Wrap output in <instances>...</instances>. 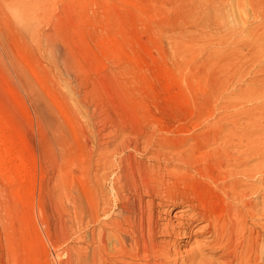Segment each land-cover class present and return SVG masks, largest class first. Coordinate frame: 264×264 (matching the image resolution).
<instances>
[{
    "label": "rangeland",
    "instance_id": "rangeland-1",
    "mask_svg": "<svg viewBox=\"0 0 264 264\" xmlns=\"http://www.w3.org/2000/svg\"><path fill=\"white\" fill-rule=\"evenodd\" d=\"M175 1L0 0V264L66 263L78 234L85 242L113 211L118 171L108 161L154 166L165 185L184 188L192 178L213 184L176 158L247 156L259 174L243 183L264 181V0L244 12ZM240 136L251 143L246 156ZM84 137L112 153L82 161ZM175 164L179 180L165 170ZM85 183L112 210L77 233ZM165 200L160 212L173 220L179 208Z\"/></svg>",
    "mask_w": 264,
    "mask_h": 264
},
{
    "label": "bare ground",
    "instance_id": "bare-ground-1",
    "mask_svg": "<svg viewBox=\"0 0 264 264\" xmlns=\"http://www.w3.org/2000/svg\"><path fill=\"white\" fill-rule=\"evenodd\" d=\"M256 1L184 0L180 4L192 10H217L228 5L245 11L246 6L250 9L254 7ZM19 8L14 5L9 11L16 20H26V15ZM237 139L241 147L246 142L243 152L246 156L249 148H252L249 146L251 143L246 136ZM108 149L109 145L102 139L84 137L77 147V156L82 157V161L88 154L91 157L96 153L107 158L106 154L112 153ZM113 149V153L121 151L120 146H114ZM243 159L239 155L234 157L224 154L212 159L210 163L198 165L191 164L185 158H176L175 162L188 167L194 175L196 173L208 178L213 184L211 186L198 182V185L193 186L192 178L190 185L188 182L184 188L165 185L166 174L157 178L152 172L154 166L143 163L135 166L124 161H119L114 166L108 161V167H114L118 171L115 173L117 180L109 189L113 195V211L109 213L108 220L105 218L104 222L99 223L100 216L110 208L112 210L111 205H107L109 196L107 198L104 194L107 201L102 204L97 200L101 191L88 183L84 184L82 188L87 194L84 193L85 200L77 199L74 208L77 233L85 220L87 224L97 222L100 227L98 230H90L85 242L80 234L75 235L76 246L67 251L68 259L64 264H264V181L252 184L259 170L254 171L248 167L250 163L247 156ZM166 168L172 179L179 180L178 171L181 168L177 164L171 168V172ZM259 169L260 172L264 171V166ZM246 180L252 183H243ZM163 199H166L164 203H171L179 208L172 217L173 220L166 219L170 212H160V209L169 207L163 206ZM196 227L199 228L198 235L193 234ZM194 236L202 240L192 242L190 248L181 250L180 242L188 246ZM208 254L213 256L207 258Z\"/></svg>",
    "mask_w": 264,
    "mask_h": 264
}]
</instances>
